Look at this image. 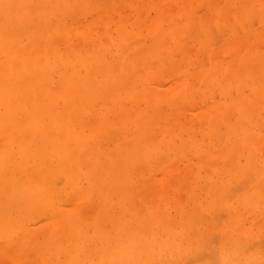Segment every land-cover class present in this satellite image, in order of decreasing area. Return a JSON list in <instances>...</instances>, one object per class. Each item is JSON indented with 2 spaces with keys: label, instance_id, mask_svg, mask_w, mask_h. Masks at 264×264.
<instances>
[{
  "label": "rangeland",
  "instance_id": "obj_1",
  "mask_svg": "<svg viewBox=\"0 0 264 264\" xmlns=\"http://www.w3.org/2000/svg\"><path fill=\"white\" fill-rule=\"evenodd\" d=\"M40 1L42 2H39L40 7L37 5V13L24 22L16 17L19 2L9 4L11 8L6 19H0V37L15 43L13 46L18 49L28 42L31 33L42 36L40 43H44L57 31L64 30L65 26L69 28L72 33L59 41L60 47L68 41L73 44L69 49L72 63L70 66L75 68L66 71V68L59 65L55 70H48L51 78L44 82L47 74L40 75L45 65V59L41 57L37 72L38 81L39 77H45L39 81L44 82V89H52L53 83L61 80L60 71H64L66 77L77 71L85 76L88 67H95L96 59L104 58L107 63L115 64V82L110 85L105 103L94 101L88 105V109L99 113L104 106V109L115 107L114 113L102 109L107 119L110 116V120L115 121L109 128V136L100 128L104 126H101L104 122H99L96 118L92 121V128L103 143L109 144L110 150H122L113 157L118 162L123 178L136 183L144 181L148 185L152 184L151 200L148 202L145 197L137 200L135 204V216L144 219L143 223H137L142 227V239L158 234L154 222L151 221L157 214L165 212L167 226L163 237L172 239L177 231L186 230V234L180 237L181 244L175 250L177 253L170 260L174 264H225L222 246L231 254L232 264L241 261L260 264L264 261V159H261L264 156V92L260 91L264 88V0H77L74 1L75 4L63 8L66 16L59 24L53 17L54 14L43 16L46 0ZM88 4L91 9L82 12ZM118 23H121L122 32L126 27L124 34L117 31ZM157 32H163L158 36L161 46L163 45L161 51L151 45ZM1 48L0 41V50ZM133 52L137 54L133 55ZM118 55L122 58L132 56L133 60L129 64L127 61L130 59L126 58L125 64H116L114 60ZM211 59L218 64H214L212 72L215 75L212 77L227 78V84L207 77L206 71L213 67ZM246 61L251 74L242 75L240 79L233 75L225 76L229 72V66L241 65ZM242 67L238 70H242ZM96 80L92 93L97 97L102 84L108 83V76L99 74ZM26 81H30L29 77ZM222 82L225 86H222ZM16 84L13 80L6 88H14ZM123 86L128 92L140 94L142 91H150L151 95L159 97L149 104L145 98L126 101ZM34 89L38 92L40 86L37 84ZM83 89H80L81 93ZM257 90L262 97H258L254 105H247L248 116L240 114V109L236 107L226 110L230 101L237 100L239 96L254 102L258 95ZM63 95L66 98V92ZM78 97H71V102L74 103ZM74 105L79 106L80 103L76 101ZM120 105L131 111L129 120L125 123H122L120 116H116ZM63 107L64 103H49V108L46 107L43 111L45 121ZM68 110L72 111L69 107ZM11 116H15L16 122L23 113L16 110L11 112ZM150 118L158 128H163L155 131L150 136V146L144 147L143 142L138 139L136 130L139 125L136 121L141 123ZM212 119L216 121V126L209 131ZM167 123L168 131L165 129ZM172 127L175 129L172 130ZM245 129L249 131L243 133ZM249 133L255 135L257 148L234 154L232 166L229 164L231 172L220 171V167L223 170L227 166L229 153H232L229 152L226 156L227 150H238L241 145L240 138ZM90 146L93 148V143ZM207 153L208 158L202 161V155ZM106 161L104 163L102 160L99 168L103 174L108 169L105 166L110 163L109 159ZM48 175L49 173L43 178ZM68 177V173H56L49 178L50 188L42 196L43 204L48 203L46 196L54 203L48 214L42 210L40 214L35 211L17 214L14 209H9L10 216H16L15 219L26 217L22 221L25 223L18 226L20 229L29 227L38 231L35 232L36 235H31L36 241L30 247L28 237H20L10 242L12 236L20 235L15 232L16 228L8 224L7 229L10 230L6 229V234L0 233V264H13L15 253L11 251L14 248L24 254L23 261L28 264H55L57 257H53L55 251L50 246L54 243L49 240L57 236L61 238V243L66 244L64 231L72 228V225L61 215L54 217L52 212L65 209L67 205H73L80 212L77 205L73 204L76 199L78 203L79 200L82 201L80 207L86 205H83L82 212L89 218L87 221L91 222V210L98 201L91 203L86 194L77 190V187L86 184L84 178L77 179L74 176V179L71 177L72 180L69 178L71 181H67ZM111 197L110 195L105 200L108 201ZM117 200L118 197L115 196L106 204H114ZM25 204L22 201L20 205ZM100 206L103 207L102 204ZM115 207L112 217L115 218L112 220L114 225L111 224V218H106L102 224L111 233L120 232L127 226V218L134 219L133 215H122L121 208ZM232 208L239 212L240 218L232 214ZM184 219L188 223L186 226L179 223ZM232 222L243 223L246 228H251L248 226L256 222L259 229L250 239L236 246L234 238L226 241L223 238V229H228L227 226ZM203 227V234L198 236ZM87 228L90 234L94 232L92 225ZM27 247L30 249L26 256ZM235 255L238 256L234 261ZM252 257L256 258L251 261ZM67 261L64 264H68Z\"/></svg>",
  "mask_w": 264,
  "mask_h": 264
},
{
  "label": "bare ground",
  "instance_id": "obj_2",
  "mask_svg": "<svg viewBox=\"0 0 264 264\" xmlns=\"http://www.w3.org/2000/svg\"><path fill=\"white\" fill-rule=\"evenodd\" d=\"M74 1L77 0H46V5L44 4L46 11L43 12V16L48 17L54 14L53 17L56 18V21L58 20L59 24L64 21L66 16V10L63 8L70 6V4H75ZM15 2H19L16 17L20 22H24L37 13V10H39L37 5L40 7L42 1L24 0L23 2V0H0L1 21H3V17L6 19V15L11 8L9 4H14ZM90 7L91 6L88 4L82 9V12L91 9ZM121 23H118L117 31L124 34L126 32V27L122 24L125 27V30L123 29L124 32H122ZM2 28L1 26V29ZM160 30L163 31V29ZM70 32L69 28L65 26L64 30L57 31L44 43H40V38L42 36L31 33L28 36V42L18 49L14 48L15 46H13V44L15 43H12L2 36L0 37L2 46L0 50V233L6 234L5 230L8 227L7 225L10 224L12 228H16L15 230L17 231L15 232H17V235H20L16 237L12 236L10 242H14L20 237H28L30 239L28 246H33L36 240H33L31 235H36L35 232L38 230L34 231L33 228L29 227L20 229L18 226L25 223H22V221H25L26 217L15 219L16 216H10L9 209H14V212H17V214H21L22 212L29 213V211H35L37 214H40V210L48 214L50 208L54 206V203L49 196H46L48 203L43 204L42 196H45V191L50 188L49 178L56 173H68L69 177L67 181H71L74 176H77V179H85L86 184L77 187V190L86 194L88 200H91V203L95 204V202L98 201V204L96 206L94 205L91 210V222L87 221L89 218H86L87 215L85 217L84 212H82L84 211V204L80 207L81 200H79V203L77 199L73 202V204L75 203V205H77L76 207L79 208L78 210H80V212L76 211L73 205H69V207L67 205L65 209H57L52 212L54 217L55 215H61V217H65V220L72 225L70 226L72 228H67L64 231V237L67 239L65 241L66 244L61 243V238L57 236L49 240L54 243L50 244V246L55 251L53 252V257H57L55 264H64L67 258L69 259V261H67L68 264H174V262L170 260H172L175 253H177L175 250L178 249L181 244L179 242L180 237L186 234V230L184 231L181 229L174 233L172 239H166L163 237V231L166 229L167 219L164 215L165 212L159 213L154 216L151 221V223L154 222V227L158 231V234L149 239H142V227L137 225V223H143L144 219H139L135 216L137 214L135 204L137 200H142L145 197H147L148 202L151 200L152 194L150 190L152 184L148 185L144 181L136 183L131 179L126 180L123 178L119 171L120 167L118 166V162L113 157L117 152L121 153L122 150H110L109 144L107 142L103 143L99 139L97 132L91 125L92 121L96 119L99 122H104V124H101V126H104L100 128L105 130V132H107L106 134L109 136V128L115 124L113 119L110 120V116L108 119L104 116V110L114 113L115 107L114 109H104L105 106L103 105L104 107L100 109L103 112L99 111V113H94L88 109V105L94 101H99L102 104L105 103L110 87L112 86L111 84L115 82V64L107 63L104 58L96 59L94 62L95 67H88L85 76H81L79 71H77L71 76L66 77V73L59 70L61 80L54 82L51 86L52 89L43 88L45 85L44 82H47L48 79L51 78L48 70H55L59 65L66 68V71L75 68V66H70L72 63L70 62L71 54L69 53V49L70 46L73 47V44L68 41L63 43V46L60 47L59 41L63 39L64 36L69 35ZM162 33L163 32H157V37L155 36L152 39L151 44L153 47H158L159 51L163 49V45L161 46V41L158 37L159 34ZM57 35L59 36L58 39L56 38ZM42 40L43 39H41V41ZM180 46H182V44H180ZM132 54L135 55L137 53L133 52ZM41 57L45 59V65L42 67L44 70L43 73L45 74L42 73L40 75H49L48 77L47 75L45 76L46 81L44 82H39L41 79L45 78L43 76L41 78L39 77L38 81L39 75L37 70L41 65ZM126 58L130 59V61L127 62L131 64L130 62L133 60V57L129 56ZM126 58H122L118 55L114 63L123 65V63L125 64ZM212 63V69L206 71L208 78L215 75L212 70L215 68V65L218 66L213 60ZM231 66H229V72H227L225 76L233 75L240 79L242 75L251 74V69H249L247 61L241 65ZM241 66H243L242 70H238ZM99 74L108 76V83L102 84L101 90H99L100 94L96 97V95L92 93V90L95 82H97L96 77ZM187 74L185 77L189 75ZM28 77L30 81H26ZM213 78L215 77L213 76L210 80ZM13 80L17 83L14 88H6L12 84ZM216 80H221L227 84L226 80L228 79L223 78ZM22 82L24 83L21 84ZM223 82L222 86H225ZM37 84L40 86L38 92L34 89ZM81 88H84L82 93L80 91ZM12 89H14V91H12ZM122 89L125 90L126 95L124 97L127 99L126 101H136L139 98H145L146 102L149 104L152 100L159 97L158 95H151L150 91H142L139 94L138 92L126 91L124 86ZM63 90H65L64 92L67 94L66 98L63 95ZM258 90V95L256 96L257 98L255 97L256 99L254 102L243 96H239L237 100L233 99L230 101L226 110L236 107L240 109V114L248 116L249 106L247 105H254L258 97H262ZM260 91L264 92V88ZM73 96H79L74 101V103L78 101L80 103L79 106L71 102L70 99ZM53 101H56L58 104L64 103L65 107L60 108L53 117L50 116L49 120L45 121L46 116L43 111L46 107L49 108V103ZM68 107L71 108L72 111H69ZM16 110L22 111L23 116L21 119L14 122L15 116H11V112ZM89 112L91 114H89ZM130 112L129 108L120 105V111H118L116 116H120L122 123H125L129 120L128 117ZM66 118L68 119L65 120ZM91 118L93 119L91 120ZM66 121L70 123L66 124ZM136 123L139 125L136 130L139 134L138 139L143 142L140 143H142L144 147L150 146V136L154 135L155 131L161 130L159 128H163H158L152 118L142 121L141 123L136 121ZM215 124L216 121L212 119L209 123V131L213 130L212 127L216 126ZM165 129L167 131L169 130L168 123ZM171 129L174 130L175 128L172 127ZM172 130L170 131L173 133L174 131ZM170 131L169 134L171 133ZM248 131V129H245L243 133H247ZM240 142L241 145H239V149L235 152H233L235 150L234 148H229L227 150L226 156L229 152L232 153H229V160L227 161V166H225L226 169L223 167L222 170L220 167V171L231 172L229 164L232 166L234 154L242 153L244 150L249 151V149L253 147L257 148L258 144L255 135L250 133L240 138ZM90 143H93V148L90 146ZM249 155L250 153H248V156ZM214 157L215 156H213V158ZM201 158H203L202 161L206 160L208 158V153L202 155ZM105 159H109L110 163L105 166L108 167V169L105 171V174H103L99 171V168L102 160H104V163L107 162ZM261 159H264V156H262ZM213 162L215 163V160ZM213 162L211 163L212 166H214ZM104 163H102L103 166ZM216 172L215 170V173ZM47 173H49V175L43 178ZM80 175H82V177H78ZM223 175H225V173ZM69 178H71V180H69ZM100 183H102L103 186H100ZM110 195L112 196L111 198L115 196L118 197V200L116 203L108 205L106 203L111 198L108 199V201L105 200V198ZM17 200H21V202L23 201L26 204L22 206L20 205L21 202L18 203ZM14 204L16 206H14ZM100 204H102L103 207H101ZM115 206L121 208L122 215L127 216L130 214L134 216V219L131 220L127 218L126 221L128 220L129 222L127 226L122 228L120 232L111 233V230L104 229L102 224L105 223L106 218H111V224L114 225L112 220L115 218L112 217H114L113 213L116 208ZM231 212L240 218L239 212H235L234 209ZM8 215L10 218H8ZM149 219L146 220V222H148ZM3 221L6 222L3 223ZM168 221L170 222L171 219ZM179 223H181L182 226L188 225L186 219L179 221ZM90 225L94 227V232L91 234L87 228ZM235 225H237V227H235ZM227 227L228 229H223V234L225 235H223V238L225 241L234 238L236 246L240 245L244 240L250 239L259 229V225L256 222L248 226L251 228H246L243 223L239 224L236 222H232ZM150 229L151 228H149L148 231H150ZM234 229L235 231L233 232ZM146 231L147 230H145V232ZM203 232L204 227L199 230L198 236H201ZM169 234L171 236V232ZM30 247L26 248V256L29 253L28 250ZM16 249L14 248L11 251L15 253L13 264H28L26 261H23L24 254L17 252ZM228 250L231 249L228 248ZM221 252L223 253V259L226 261L225 264H232V256L225 250V247L222 246ZM62 256H64L63 259ZM237 256H234V261ZM254 258L256 257H252L251 261L254 260ZM262 262H260V264ZM185 263L189 264V262ZM233 263L235 264V262ZM238 264L248 263L241 261Z\"/></svg>",
  "mask_w": 264,
  "mask_h": 264
}]
</instances>
